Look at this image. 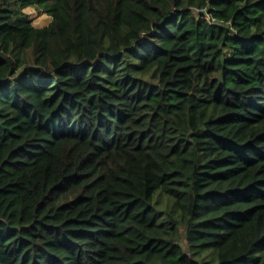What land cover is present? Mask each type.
I'll use <instances>...</instances> for the list:
<instances>
[{"label":"trees","instance_id":"obj_1","mask_svg":"<svg viewBox=\"0 0 264 264\" xmlns=\"http://www.w3.org/2000/svg\"><path fill=\"white\" fill-rule=\"evenodd\" d=\"M0 264H264V0H0Z\"/></svg>","mask_w":264,"mask_h":264},{"label":"rangeland","instance_id":"obj_2","mask_svg":"<svg viewBox=\"0 0 264 264\" xmlns=\"http://www.w3.org/2000/svg\"><path fill=\"white\" fill-rule=\"evenodd\" d=\"M25 11L30 15V17L32 18L33 24L36 26L48 25L49 22L52 20L51 15L39 11L34 6L25 8Z\"/></svg>","mask_w":264,"mask_h":264},{"label":"built area","instance_id":"obj_3","mask_svg":"<svg viewBox=\"0 0 264 264\" xmlns=\"http://www.w3.org/2000/svg\"><path fill=\"white\" fill-rule=\"evenodd\" d=\"M196 10H197V11H204V12H205V11H207V9H206V8H203V9L196 8Z\"/></svg>","mask_w":264,"mask_h":264}]
</instances>
